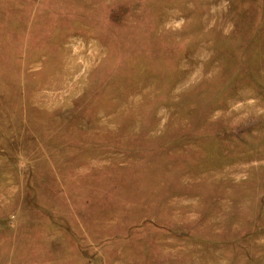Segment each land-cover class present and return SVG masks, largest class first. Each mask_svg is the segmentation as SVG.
<instances>
[{"label":"rangeland","instance_id":"obj_1","mask_svg":"<svg viewBox=\"0 0 264 264\" xmlns=\"http://www.w3.org/2000/svg\"><path fill=\"white\" fill-rule=\"evenodd\" d=\"M0 264H264V0H0Z\"/></svg>","mask_w":264,"mask_h":264}]
</instances>
